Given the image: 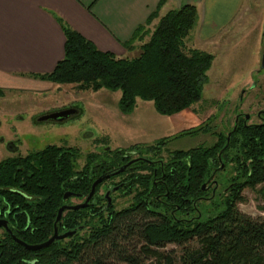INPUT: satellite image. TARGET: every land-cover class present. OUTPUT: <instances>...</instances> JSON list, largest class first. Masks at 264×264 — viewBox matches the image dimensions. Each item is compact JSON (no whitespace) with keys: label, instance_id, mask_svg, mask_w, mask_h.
<instances>
[{"label":"trees","instance_id":"obj_1","mask_svg":"<svg viewBox=\"0 0 264 264\" xmlns=\"http://www.w3.org/2000/svg\"><path fill=\"white\" fill-rule=\"evenodd\" d=\"M161 6L162 0L123 42L129 52L141 41L137 55L131 57L98 49L57 18L65 36L64 56L51 72L33 77L80 90H119L118 105L124 114L133 111L137 99L151 101L161 115L190 108L201 99L213 56L186 47L198 18L195 4L163 14ZM154 19L157 22L150 27ZM209 120L176 137L212 134L211 145L166 150L167 162L158 159L162 186L151 182L153 167L142 160L138 163L149 173L132 180L139 181L141 189H132L127 206L115 209L112 202L106 208L103 194L96 191L88 207L64 211L57 228L75 230L71 236L32 251L0 227V264H264V221L238 208L245 188L256 189L264 198V124L245 125L240 118L227 134L214 131ZM170 139L162 138L148 149L161 158ZM135 149L141 148L90 152L81 169L77 148L55 144L0 160V218L25 243L47 240L58 209L67 202L65 192L86 195L95 178L118 169L112 168ZM211 177L217 180L215 188L218 184L214 194L207 189ZM166 191V196L155 197ZM167 244L177 246L179 253L163 250Z\"/></svg>","mask_w":264,"mask_h":264},{"label":"rangeland","instance_id":"obj_2","mask_svg":"<svg viewBox=\"0 0 264 264\" xmlns=\"http://www.w3.org/2000/svg\"><path fill=\"white\" fill-rule=\"evenodd\" d=\"M183 1L197 6L199 0ZM177 6V2L171 0L162 7V12ZM198 21L199 15L185 40L186 47L210 52L213 59L201 99L190 108L170 116L161 115L151 101L137 99L133 111L124 114L118 105L119 90H80L72 84L54 85L41 93L3 89L0 95V160L9 155L8 141L19 139L23 155L48 144L75 146L80 151L77 161V169H80L87 153L100 151L105 145L109 149L151 145L165 137L172 138L164 146L168 150L211 145L215 141L212 134L176 137L182 130L199 125L209 117V124L216 132L227 131L237 113L250 116L249 122H257L256 112L264 109V67L261 68L264 0H243L238 14L209 38L199 37ZM138 46L121 57L137 55ZM77 104L82 107L81 114L64 122L39 120L46 112ZM162 154L165 158L167 152ZM103 190L101 186L99 192ZM113 194L116 208L130 203V196ZM243 195L244 200L238 203L239 210L264 221V198L250 188H245ZM170 249L179 253V248L173 244H167L163 250Z\"/></svg>","mask_w":264,"mask_h":264},{"label":"crops","instance_id":"obj_3","mask_svg":"<svg viewBox=\"0 0 264 264\" xmlns=\"http://www.w3.org/2000/svg\"><path fill=\"white\" fill-rule=\"evenodd\" d=\"M159 1L0 0V88L41 93L57 85L33 77L51 72L64 56L65 36L57 18L98 49L121 56L127 52L123 42ZM169 1L162 0L160 14ZM242 6L243 0H199V37L213 36Z\"/></svg>","mask_w":264,"mask_h":264},{"label":"flooded vegetation","instance_id":"obj_4","mask_svg":"<svg viewBox=\"0 0 264 264\" xmlns=\"http://www.w3.org/2000/svg\"><path fill=\"white\" fill-rule=\"evenodd\" d=\"M78 105L79 104H77V105L64 106L62 108H58L56 110H53L52 112H46L43 115L50 114V113L62 112L63 115L61 117L47 119V121L61 123V122H64L65 120H67L69 118H72V117H75V116H78V115L81 114L82 107H80ZM67 110H72V111L70 113H68V114H65L64 111H67ZM43 115H41V116H43ZM240 118L243 119V123L245 125H249V124H256V125L264 124V109H261L258 112H256V118L258 119L257 122H251V121L249 122L250 116H248V118H246V115H241V113H237L236 114V117H235V120H234V122H233V124H232V126L230 128H232L235 125V123H238V121H239ZM226 133L227 134L229 133V129L226 131ZM21 145H22V142L19 139H10L8 141L7 145H6L7 146V149L9 150V155L6 156L5 158L12 157V156H15V155H23L20 152ZM152 145H154V144H151V145H138L139 148H141L142 150L141 149L129 150L126 154H124L125 161H123L121 165L116 166L115 168H112V169L124 167L125 169L122 172H125V173L119 175L120 173H122V172H119V173H115L113 175H110V176L106 177L102 182H100L96 186L95 192L93 193L92 197L88 200L87 205L85 207H81V208L88 207V205L91 203V200L94 197L96 191L99 192V188L102 186L104 188V190H103L102 193H100V192L99 193L100 194H103V196L105 198L104 203H105L106 208L113 202L114 208L115 209H118V208L115 207V203L114 202L116 200V197H115V195L113 193L114 192H119L120 195H122V196H130V197H132L133 196L132 189H135V188H140L141 189V184L138 183L139 181H135L133 183L132 180L133 179L134 180H138L139 177L143 178V177H145L144 176L145 174H148L149 173V169L147 168L146 165L138 163L139 161H142V160H145L146 161V164L148 166L153 167L154 179L151 182L154 185L160 184L162 186L164 184L163 183L164 181L162 179L163 178V175L162 176L157 175L156 166H157V163H158V159L163 164L166 163L167 162L166 161L167 155H166L165 158L163 157V154L161 155L162 156L161 158H156V156L153 154V151L151 149L150 150L148 149V147H151ZM58 146H64V145H58ZM64 147L77 148L75 146H70V145H67V146H64ZM102 149H109V147L107 145H105V146H103ZM115 149L120 150V149H123V148L118 147V148H115ZM115 149H111V150H115ZM164 149H165L164 151L167 152L166 150H168V149L167 148H164ZM100 151H96V152L98 153ZM162 153H163V151H162ZM78 159H77V161H78ZM84 164H85V162H84ZM84 164H83V166H84ZM221 167H223V165H221ZM164 169H165V167L162 168V170H164ZM101 175H103V174H101ZM97 178H95L93 180V182ZM209 181H210L211 184H209V186L207 187V189H210L211 194L217 193V191H218V184H217L216 188H215V184H214L215 181H217V180L214 177H211V178H209ZM92 183H91V186H92ZM91 186H90L89 192L91 190ZM119 188H123L122 192L119 191ZM214 188H215V190L213 192V189ZM89 192L86 195H81V194H78V193H73V192H70V191H66L65 193H69L70 195L68 197H64L63 196L64 199H65V201H67L65 204H68V205H77V204L83 203L85 201L86 197L88 196ZM167 194H168L167 191L165 193L158 192L155 195V197L159 199V198H161V196H166ZM73 199H75L77 201H72ZM81 208H79V209H81ZM121 208H123V207H121ZM121 208H119V209H121ZM66 210H78V209H66ZM66 210H64V211H66ZM64 211H63V213H64Z\"/></svg>","mask_w":264,"mask_h":264},{"label":"water","instance_id":"obj_5","mask_svg":"<svg viewBox=\"0 0 264 264\" xmlns=\"http://www.w3.org/2000/svg\"><path fill=\"white\" fill-rule=\"evenodd\" d=\"M263 67H264V55L262 57V64H261V68H263ZM71 111L72 110H67V111H64V112H65V114H68ZM62 115H63L62 112L50 113V114H46V115L41 116L39 118V120H47V119H51V118L61 117ZM246 118H248V115H246ZM124 169H125L124 167H120V168H118V169H116L114 171H110V172H107V173L99 176L92 183L91 190H90L88 196L86 197V199H85V201L83 203H80V204H77V205H68V204L62 205L57 211V215H56L55 222H54L53 234L47 240H45L43 242L36 243V244H28V243H25V242L17 239L11 233L10 229L8 228V223H7L6 219L0 218V227L4 228L12 236V238H14L19 244L24 246L27 250L35 251V250H38V249H41V248H46V247L50 246L54 241L67 238L68 236H71L75 232V230H70V231H65V232H59L58 231L57 223L60 220L63 211L66 210V209H79L81 207H85L87 205L88 200L92 197L93 193L95 192L96 186L100 182H102L106 177H108V176H110V175H112L114 173L122 172ZM69 195H70L69 193H65L64 197H68Z\"/></svg>","mask_w":264,"mask_h":264}]
</instances>
